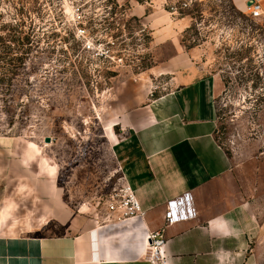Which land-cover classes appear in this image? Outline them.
<instances>
[{
	"label": "rangeland",
	"instance_id": "374dc122",
	"mask_svg": "<svg viewBox=\"0 0 264 264\" xmlns=\"http://www.w3.org/2000/svg\"><path fill=\"white\" fill-rule=\"evenodd\" d=\"M126 1L0 0V217L13 208L0 234L23 235V222L31 236L64 234L57 214L96 225L123 184L113 137L126 135L121 91L163 84L159 68L186 52L221 77L216 136L232 161L224 184L258 223L249 264H264V21L231 0H189L174 16L163 0ZM133 5L160 15L162 42Z\"/></svg>",
	"mask_w": 264,
	"mask_h": 264
},
{
	"label": "crops",
	"instance_id": "0c3cea01",
	"mask_svg": "<svg viewBox=\"0 0 264 264\" xmlns=\"http://www.w3.org/2000/svg\"><path fill=\"white\" fill-rule=\"evenodd\" d=\"M231 1L249 12L251 0ZM253 1L260 3L264 21V0ZM132 8L162 42L157 31L168 28L157 24L160 15H146L144 6ZM159 69L168 77L160 83L167 85L165 91L151 96L150 86L138 81L121 91L118 120L126 135L118 141L113 134L121 175L143 219L95 225L90 218L63 220L57 214L66 233L40 237L31 236L30 225L23 222L18 226L23 235L0 234V264H150L145 258L148 233L163 229L167 202L186 193L194 197L199 215L165 230L169 264L250 263L258 223L239 191L224 184L232 161L216 136L221 77L186 52H176ZM28 153L30 158L37 153L35 146ZM12 209L6 205L0 227Z\"/></svg>",
	"mask_w": 264,
	"mask_h": 264
},
{
	"label": "built area",
	"instance_id": "2783aa9c",
	"mask_svg": "<svg viewBox=\"0 0 264 264\" xmlns=\"http://www.w3.org/2000/svg\"><path fill=\"white\" fill-rule=\"evenodd\" d=\"M170 12L174 16L179 11H185L191 7L189 0H163ZM120 3V2H119ZM149 0H145V4L149 5ZM143 6V5H141ZM145 7V6H144ZM151 7V6H150ZM249 16L253 20H261L263 10L259 2H254L250 6ZM166 84H157L150 88V94L153 96L156 92L166 90ZM119 188H115L106 202L104 212L97 219V224L122 223L131 219H143L145 213L142 211L140 204L135 196L132 188L124 182ZM199 215L195 204L194 197L190 193L170 200L166 205L163 229L149 232L147 235V249L145 258L150 264H169L167 255V244L165 230L178 223L195 220Z\"/></svg>",
	"mask_w": 264,
	"mask_h": 264
},
{
	"label": "water",
	"instance_id": "95a60500",
	"mask_svg": "<svg viewBox=\"0 0 264 264\" xmlns=\"http://www.w3.org/2000/svg\"><path fill=\"white\" fill-rule=\"evenodd\" d=\"M254 4V1L253 0H251L250 2H249V6H251V5H253ZM50 138H46V143H50Z\"/></svg>",
	"mask_w": 264,
	"mask_h": 264
}]
</instances>
